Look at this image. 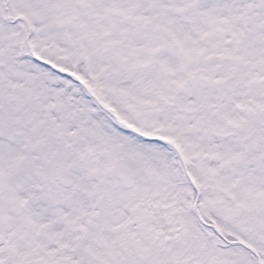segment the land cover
I'll return each mask as SVG.
<instances>
[{"label": "snow or ice", "instance_id": "obj_1", "mask_svg": "<svg viewBox=\"0 0 264 264\" xmlns=\"http://www.w3.org/2000/svg\"><path fill=\"white\" fill-rule=\"evenodd\" d=\"M0 264H264V0H0Z\"/></svg>", "mask_w": 264, "mask_h": 264}]
</instances>
